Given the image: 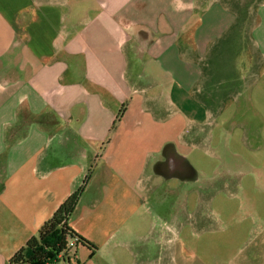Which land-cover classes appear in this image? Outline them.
Here are the masks:
<instances>
[{"label":"crops","instance_id":"1","mask_svg":"<svg viewBox=\"0 0 264 264\" xmlns=\"http://www.w3.org/2000/svg\"><path fill=\"white\" fill-rule=\"evenodd\" d=\"M78 190L71 264H264V0H0V264Z\"/></svg>","mask_w":264,"mask_h":264},{"label":"trees","instance_id":"2","mask_svg":"<svg viewBox=\"0 0 264 264\" xmlns=\"http://www.w3.org/2000/svg\"><path fill=\"white\" fill-rule=\"evenodd\" d=\"M81 190L74 192L31 236L26 243L15 252L10 262L13 264H57L67 260L71 264V254L79 245L96 246L80 235L70 224V217L79 202ZM75 238L73 247H69L70 239Z\"/></svg>","mask_w":264,"mask_h":264},{"label":"rangeland","instance_id":"3","mask_svg":"<svg viewBox=\"0 0 264 264\" xmlns=\"http://www.w3.org/2000/svg\"><path fill=\"white\" fill-rule=\"evenodd\" d=\"M212 151H213V149L210 148V153ZM218 165H220L219 158L216 156H209V165H208L209 168H208V170L210 171V174H212V170L216 169ZM213 173H215V172H213ZM208 192H210V193L215 192L214 187L211 186V188L209 189Z\"/></svg>","mask_w":264,"mask_h":264},{"label":"built area","instance_id":"4","mask_svg":"<svg viewBox=\"0 0 264 264\" xmlns=\"http://www.w3.org/2000/svg\"><path fill=\"white\" fill-rule=\"evenodd\" d=\"M75 242H76L75 238L70 239L69 247H73L75 245Z\"/></svg>","mask_w":264,"mask_h":264}]
</instances>
